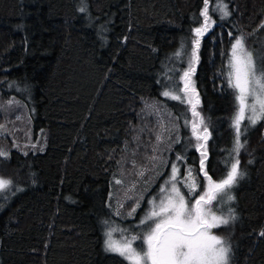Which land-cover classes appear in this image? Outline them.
I'll use <instances>...</instances> for the list:
<instances>
[{"label":"trees","instance_id":"obj_1","mask_svg":"<svg viewBox=\"0 0 264 264\" xmlns=\"http://www.w3.org/2000/svg\"><path fill=\"white\" fill-rule=\"evenodd\" d=\"M223 3L230 15L221 19L218 0L208 2L214 23L200 38L192 77L210 133L199 142L205 168L217 181L236 156L237 101L228 84L234 37L243 36L264 66V38L257 42L264 0ZM204 7V0H0V150L7 154L0 177L12 182L0 193V264H127L105 249V229L112 223L129 229L123 236H143L147 222L131 229L132 220L146 216L172 164L181 173L191 167L200 185L193 196L203 193L191 106L162 93L183 88ZM245 141L244 175L224 214L236 218L213 231L231 246L229 264H264V120L241 133ZM127 183L137 198L143 193L130 216L114 193Z\"/></svg>","mask_w":264,"mask_h":264},{"label":"snow or ice","instance_id":"obj_2","mask_svg":"<svg viewBox=\"0 0 264 264\" xmlns=\"http://www.w3.org/2000/svg\"><path fill=\"white\" fill-rule=\"evenodd\" d=\"M208 2L209 0H204L205 7L201 12L204 23L193 29L196 38L192 41L191 57L187 70L180 77L183 88L175 85L171 90L162 93L165 97L179 100L181 103L187 102L191 106L192 135L198 142L197 149L201 153L200 172L203 173L207 184L203 193L194 197L193 193L200 185L197 180L192 179V169H188L187 177L181 181L189 189L186 196L177 187L179 169L176 164H172L171 177L166 182L170 184V188L162 187L160 192L163 195L149 201L151 208L145 218L140 221L141 224L147 222L146 233L143 236H122L119 240L113 239L111 231L106 234L105 249L119 254L127 264H229L231 246L222 237L213 234L211 230L227 225L236 217L231 211L227 217L217 215L212 211L211 206L213 201H220L226 195L229 200L234 199L228 193L244 175L240 171L238 159L239 151L246 143V141L241 142V124L247 121L248 125H255L264 120V66L257 68L256 54L248 49L243 36L234 37L229 59L228 84L236 92L237 111L233 117L236 136L232 149L236 156L231 157V162L226 159L227 171L224 177L218 181L213 180L205 168L207 159L205 145L199 143L201 140L206 142L210 133L203 116L197 111L199 94L196 92L192 79L199 61L200 38L214 23L209 16ZM218 7L222 12L221 19L230 15L223 0H218ZM261 26L264 27V24ZM176 55L179 56L181 53L178 52ZM201 128L202 132L199 131ZM244 131H247V126L244 127ZM156 139L159 142L161 136L157 135ZM6 155L3 150H0V156ZM151 159L156 160L157 157L153 156ZM137 175L143 176L144 172L140 171ZM188 180H191V183H188ZM11 183L10 180L0 177V191L8 189ZM117 183L121 181L118 180ZM189 198L194 199L195 202L190 203ZM134 212L135 208L129 212V215ZM261 235H264V232ZM138 239L144 241L146 250L142 246H134V241Z\"/></svg>","mask_w":264,"mask_h":264},{"label":"rangeland","instance_id":"obj_3","mask_svg":"<svg viewBox=\"0 0 264 264\" xmlns=\"http://www.w3.org/2000/svg\"><path fill=\"white\" fill-rule=\"evenodd\" d=\"M263 38H264V35L263 36H261V38L259 39V40H257V42L258 41H262L263 40ZM234 43V42H233ZM247 45V44H246ZM247 47H248V49L250 50V51H252L251 50V48L247 45ZM253 52V51H252ZM230 57H231V49H230V56H229V59H230ZM257 62V61H256ZM257 68L259 69V66H258V63H257ZM229 71H230V69H229ZM183 84V83H182ZM245 126H247V128L248 127H250V126H253V125H248L247 124V121H243L242 122V124H241V129H242V132H244V127ZM241 132V133H242ZM41 141H42V143H44V141H43V138L41 139ZM176 166H177V168L179 169V173H178V179H177V187H179L180 188V190H181V192L183 193V189L184 188H188V187H185L184 186V183H181V181H184L185 180V178L187 177V175H188V169H191V167H188V166H186V170H185V172H183V173H181V165H177L176 164ZM171 173H172V168H171V171H170V173H169V175H168V177H167V180H166V182H168L169 181V179H170V177H171ZM192 179H195V174H194V171L192 170ZM164 183L163 185H162V187H164V188H170V184H167V183ZM188 183H191V180H188ZM130 185H129V183H127V184H121V186H120V188L119 189H116L115 190V194H117V195H120V196H122L124 199H123V204H125L126 206H127V204L130 206V207H120L121 209H123V210H130L129 212H131V210L133 209V208H137V206L139 205V203H140V199H141V197L143 196V193L137 198V194H136V192H135V190H134V193L130 190V187H129ZM161 187V188H162ZM116 188V187H115ZM188 190V189H187ZM4 191V190H3ZM3 191H0V193H2ZM163 194L161 193V192H159V195H158V197H160V196H162ZM126 197H130L131 199H127ZM155 198H157V197H155ZM154 198H151L150 199V201L151 200H153ZM115 202L117 203V201H116V199H115ZM230 204V200L228 199V197H227V195L226 196H224V198L222 199V200H220V201H213V203H212V206H211V208H212V211H214L217 215H223L224 216V214L226 213V211H225V208L228 206ZM150 208H151V205L150 204H148V211L150 210ZM225 211V212H224ZM128 212V211H127ZM126 212V213H127ZM129 212H128V215H129ZM148 213V212H147ZM115 215H116V218H118V220H122L123 219V217H121V215L118 213V212H115ZM120 215V216H119ZM130 216V215H129ZM145 218V216H142V218L139 220V221H134V220H132L133 221V223L134 224H132L131 225V229H132V227H134V228H137V224L138 223H140V221L141 220H143ZM129 219H132V217H130ZM154 226V225H153ZM214 228L211 230L212 231V233L213 234H215L214 233ZM111 231V233H112V237H113V239H116V240H119V239H121V238H119V237H122L124 234H126L127 232H129V229H123L121 226L120 227H117V226H115V225H113L112 223H110V224H108L107 225V227H106V229H105V232H104V244H105V240H106V238H107V236H106V234L108 233V232H110ZM216 235V234H215ZM141 244V245H140ZM134 246H142V247H144V249L146 250V244L144 243V241H140L139 242V244H137L136 243V241H134ZM111 252V251H110ZM113 253H115V252H113ZM117 254V253H116ZM119 255V254H118Z\"/></svg>","mask_w":264,"mask_h":264}]
</instances>
